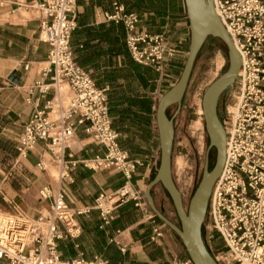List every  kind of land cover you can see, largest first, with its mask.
Returning a JSON list of instances; mask_svg holds the SVG:
<instances>
[{"label":"built area","instance_id":"2783aa9c","mask_svg":"<svg viewBox=\"0 0 264 264\" xmlns=\"http://www.w3.org/2000/svg\"><path fill=\"white\" fill-rule=\"evenodd\" d=\"M213 1L242 63L232 95L218 113L226 131V161L209 199L205 241L219 264H264V0ZM77 2L40 0L34 5L41 19L40 37L50 46L42 79L34 87L52 96L25 125L15 164L19 166L42 141L58 166L60 183L71 179L78 164L94 171L115 170L127 182L113 193L102 192L93 208L75 211L63 188L53 193L46 186L39 195L52 199L47 215L29 219L0 212V264H109L99 257L87 260L82 254L63 258L58 242L76 239L80 235L77 216L92 209L108 224L118 204L135 201L146 206L128 183L144 163L120 146L110 116V88L99 87L74 59L71 41ZM106 20L125 26L126 46L137 64L165 75L166 64L182 55V40L174 42L165 33L141 30L139 15L126 12L121 4H114V13L107 14ZM78 127L105 148L103 156L74 160L69 141ZM37 166L44 170L42 163ZM214 233L223 250L213 248ZM160 236L156 229L155 237ZM175 264L194 263L188 258Z\"/></svg>","mask_w":264,"mask_h":264},{"label":"crops","instance_id":"0c3cea01","mask_svg":"<svg viewBox=\"0 0 264 264\" xmlns=\"http://www.w3.org/2000/svg\"><path fill=\"white\" fill-rule=\"evenodd\" d=\"M39 1L0 0V211L29 219L49 213L52 199L40 197L43 187L48 186L53 193L63 188L69 207L77 211L93 208L102 192L113 193L127 182L115 170L94 171L78 164L71 179L60 183L58 166L42 141L19 166L15 164L25 125L52 96V93L43 95L34 87L42 79V68L50 50L40 37L41 19L34 7ZM162 1L77 2L76 29L71 41L74 59L99 87L110 88V116L120 134V146L131 158L144 163L137 167L128 183L144 198L146 206H137L135 201L118 204L108 224L97 209L77 216L80 235L58 242L63 258L82 254L87 260L99 257L109 264H175L189 258L179 237L153 213L144 196L160 165L158 102L178 80L163 88L169 75L137 64L126 46L125 26L106 20L107 14L114 13V4H121L126 12L139 15L141 30L156 33L154 29L163 18ZM14 72L16 75L11 79ZM68 152L74 160L81 161L103 156L105 148L85 134L83 127H78ZM40 163L44 170L38 168ZM159 186L167 194L158 184L153 189V198L157 208L166 214L167 204ZM156 229L161 231L158 238Z\"/></svg>","mask_w":264,"mask_h":264},{"label":"water","instance_id":"95a60500","mask_svg":"<svg viewBox=\"0 0 264 264\" xmlns=\"http://www.w3.org/2000/svg\"><path fill=\"white\" fill-rule=\"evenodd\" d=\"M189 22L190 44L187 59L177 83L160 97L157 107V126L160 139V165L154 179L147 185L144 196L153 213L181 240L194 264H219L208 249L202 234L213 186L220 177L226 161V131L219 118L218 104L221 94L231 87L238 77L242 58L228 31L218 17L213 0H184ZM209 37L220 39L228 49L229 67L205 91L202 99L205 128L209 148L216 150V162L209 170L206 161L202 178L186 208L172 171V153L175 139L174 118L166 111L177 105L179 113L189 80L203 45ZM16 73H12L11 79ZM161 184L174 205L179 224L166 217L156 206L152 189Z\"/></svg>","mask_w":264,"mask_h":264},{"label":"rangeland","instance_id":"374dc122","mask_svg":"<svg viewBox=\"0 0 264 264\" xmlns=\"http://www.w3.org/2000/svg\"><path fill=\"white\" fill-rule=\"evenodd\" d=\"M161 3L163 8H160V12L163 18L154 31L165 33L174 42L182 40L183 44L179 49L181 54H184L181 60L175 58L168 62V68H165L164 73L169 75V78L164 79V81L168 80L167 83H163L164 88L165 85H169L170 82L172 84L180 78L189 51L190 32L184 0H163ZM228 67V49L219 40L209 38L199 53L179 113H177V105L169 109V115L174 118L175 125L172 153L173 178L182 193L186 208L202 178L207 159L210 167H214L216 162V150L209 148L210 141L205 128L202 111L203 95ZM232 92L233 88L229 87L221 94L218 104L219 114H221V104L229 100ZM159 191L167 204L166 214L179 223L170 196L160 186ZM156 196L159 197V194L157 193ZM212 246L214 249L223 250V243L217 233H214ZM213 253L216 254L215 251Z\"/></svg>","mask_w":264,"mask_h":264},{"label":"trees","instance_id":"16d2710c","mask_svg":"<svg viewBox=\"0 0 264 264\" xmlns=\"http://www.w3.org/2000/svg\"><path fill=\"white\" fill-rule=\"evenodd\" d=\"M188 23H189V22H188ZM209 38H214V37H209ZM209 38H208V39H209ZM208 39H207V40H208ZM214 39L219 40V41L221 42V44H223L224 46H226V45H225L220 39H218V38H214ZM207 40H206V41H207ZM205 43H206V42H205ZM204 45H205V44H204ZM204 45H203V46H204ZM202 48H203V47H202ZM226 48H227V47H226ZM201 50H202V49H201ZM198 56H199V54H198ZM197 59H198V57H197ZM197 59H196V61H197ZM195 63H196V62H195ZM194 66H195V65H194ZM170 108H171V107H170ZM170 108L167 109L166 113H167V115H168L169 118H172V117L169 115V109H170ZM212 168H213V167H210V163H209V170H211ZM155 175H156V174H155ZM155 175H154V177H155ZM154 177H153V179H154ZM153 179H152V180H153ZM152 180H151V181H152ZM153 189H154V188H153ZM153 189H152V195H153ZM168 195H169V194H168ZM162 213H163V212H162ZM163 214L166 216L165 213H163ZM166 217H167V216H166ZM168 218H169V217H168ZM169 219H170L171 221H173L174 223H176L173 219H171V218H169ZM159 220H160V219H159ZM206 220H207V219H205V221H204V223H203V227H202V234H203V239H204V241H205V224H206ZM160 221H161V220H160ZM161 222H162V221H161ZM162 223H163V222H162ZM163 224H164V223H163ZM177 224H179V223H177ZM205 243H206V241H205Z\"/></svg>","mask_w":264,"mask_h":264},{"label":"bare ground","instance_id":"6f19581e","mask_svg":"<svg viewBox=\"0 0 264 264\" xmlns=\"http://www.w3.org/2000/svg\"><path fill=\"white\" fill-rule=\"evenodd\" d=\"M233 42V41H232ZM234 45H235V43H234ZM235 47H236V45H235ZM237 49V48H236ZM239 52V51H238ZM239 74V73H238ZM202 111H203V109H202ZM74 140V137L69 141V146L71 145V143H72V141ZM1 212V211H0Z\"/></svg>","mask_w":264,"mask_h":264}]
</instances>
